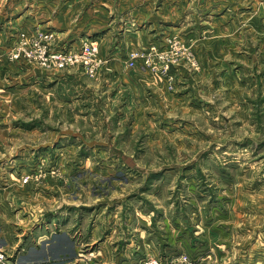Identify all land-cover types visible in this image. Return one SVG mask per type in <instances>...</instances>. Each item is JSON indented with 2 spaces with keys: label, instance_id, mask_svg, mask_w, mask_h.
<instances>
[{
  "label": "rangeland",
  "instance_id": "rangeland-1",
  "mask_svg": "<svg viewBox=\"0 0 264 264\" xmlns=\"http://www.w3.org/2000/svg\"><path fill=\"white\" fill-rule=\"evenodd\" d=\"M160 1L168 9L176 2L148 0ZM178 2L159 15L183 14L189 0ZM86 4L0 0V164L13 170L0 181L16 183V230L29 237L66 222L80 242L99 216L115 229L112 245L126 242V264L148 255L178 264H264V61L258 56L250 80V64L194 47L192 26L159 25L152 38L126 39V85L108 81L112 66L101 53L106 61L94 74L81 64L57 69L12 57L22 39L31 49L30 39L48 30L59 44L67 34L43 22ZM10 61L19 72L13 79ZM93 248L82 245L87 262ZM117 251L111 259L98 253L96 264H121Z\"/></svg>",
  "mask_w": 264,
  "mask_h": 264
},
{
  "label": "crops",
  "instance_id": "crops-1",
  "mask_svg": "<svg viewBox=\"0 0 264 264\" xmlns=\"http://www.w3.org/2000/svg\"><path fill=\"white\" fill-rule=\"evenodd\" d=\"M194 1L189 0L183 14L177 17H162L159 15L160 12L168 8L166 4H161V1L158 5H153L148 0H88L89 4L82 7H64L57 10L43 24L52 25L54 30H58L63 35L67 34L60 39V44L69 42L75 45L81 38L94 39L99 45L101 55L107 56L110 60L109 65L112 69L104 73L110 82L119 81L120 78L126 85V75L121 73L123 61L126 59V39H142L141 37L147 39L146 36L152 38L150 30L158 25L160 28L192 26L193 30L187 33V38H193L194 47L202 43L201 50L204 56L213 57L216 54L220 61L239 60L241 62L236 63L244 67L250 64L251 78L248 79L254 80L253 76L259 73V57L264 61V0H250L247 4L232 3L228 0H205V3L195 4L192 3ZM178 6L179 2L176 0L168 10H176ZM149 13L152 16H149ZM229 30H236V33L228 35L233 32ZM243 32L247 33L245 34L247 39H244ZM229 40L233 42L232 45ZM2 48H0V69L6 57ZM10 62L7 64L11 70L8 75L13 79V76L16 78L19 72L15 68L16 65ZM30 74L28 73V76ZM36 75L38 73L34 72L32 79ZM1 83L0 80V86ZM17 85V81L15 84L10 82V89H15ZM3 91L4 89L0 87L1 97ZM11 168L2 161L0 176L11 177L13 171ZM2 183L8 190H2L0 185V246L13 249L10 255L15 264H96L99 256L111 259L112 252H116L117 249L119 251L117 252L123 256L121 264H126V242L124 247L117 248L118 243L116 239L114 240L115 229L109 230V222L104 225V222L99 221V216L91 218L94 220L92 226L85 232L84 240L80 242L76 241L77 228L69 227L66 222L59 223L58 228L49 227L46 231L34 229L32 233L33 231L30 230L29 237L25 229L17 231L16 225L11 222L13 216L18 215V211L14 212L11 208L17 200L11 192L16 183L10 179L0 181V184ZM11 184H13L12 188H10ZM79 229L83 231V228ZM28 238L30 242L27 243ZM112 241L117 247L111 244ZM123 241H126V238ZM84 244L94 247L89 253V255L95 254L90 262H87L90 258L80 252ZM128 252L130 253L131 250L128 249ZM135 263L137 262H132Z\"/></svg>",
  "mask_w": 264,
  "mask_h": 264
},
{
  "label": "built area",
  "instance_id": "built-area-1",
  "mask_svg": "<svg viewBox=\"0 0 264 264\" xmlns=\"http://www.w3.org/2000/svg\"><path fill=\"white\" fill-rule=\"evenodd\" d=\"M52 30L40 33L38 39H30L32 43L31 49L26 48L28 39H22L20 46L12 50V57L24 55L29 59L35 60L39 65H51L57 69H63L76 64H81L83 69L94 74L102 63L106 60L100 56L98 43L94 39L83 38L78 44L72 43L52 44L54 39ZM131 63L132 60H130ZM161 260L159 257L148 255L135 264H178L181 261ZM0 264H15L12 256H10L3 247L0 246Z\"/></svg>",
  "mask_w": 264,
  "mask_h": 264
}]
</instances>
